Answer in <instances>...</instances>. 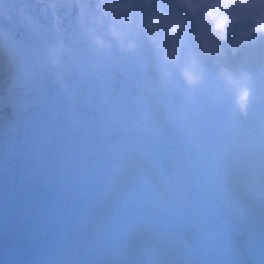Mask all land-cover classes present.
I'll return each mask as SVG.
<instances>
[{
  "label": "bare ground",
  "instance_id": "obj_1",
  "mask_svg": "<svg viewBox=\"0 0 264 264\" xmlns=\"http://www.w3.org/2000/svg\"><path fill=\"white\" fill-rule=\"evenodd\" d=\"M2 1L7 4L5 16L11 24L0 25V37L12 62L9 79L13 81L0 83L4 101L0 109V171L9 165L20 140L27 137L32 119L43 113L46 120L42 121L45 156L39 174L32 180L22 204L0 222H5L0 225V264H70L73 248L94 226L90 218L100 212V201H85L79 191V179L87 171L89 178L94 173L93 164L89 165L91 160L98 151L104 158L108 150L116 154L123 143L122 137L129 138L127 133L135 135L142 145L157 142L150 133L148 137L138 134L135 126L128 124L130 118L122 117L129 103H112L111 119L104 123L106 129H91L85 124L93 110L97 115L103 102L104 115L108 116L111 102L120 100L119 82L136 71H133L131 52L138 48L127 54L111 38L108 31L111 21L98 22L102 19L97 10L98 0H37L38 4L35 0ZM96 38L103 39L110 47H97ZM83 76L85 84L81 80ZM67 81L71 86H67ZM97 125L103 123L97 121ZM70 133L76 144L71 143ZM105 134L111 136L108 150L101 147L107 146L102 139ZM94 136L100 139L96 141ZM95 142L99 149H95ZM60 146L63 147L61 165L55 160ZM150 149V145L146 146V151L154 155ZM60 166L64 171L60 178L52 177L55 185L49 192L46 180L50 171L56 172ZM160 166L163 181H169L171 176ZM94 179L93 186L101 181ZM69 184L72 187L68 190ZM75 195L78 197L74 198ZM186 225V221H180L178 228L184 232ZM189 227L193 234H188L186 240L194 264H240L241 259L233 257L239 251L246 264H264L263 253L241 248L232 240L228 252L221 253L223 239L213 223L204 225L206 234L197 226ZM221 227L224 232L236 234L240 226L222 221ZM211 252L216 256L211 257Z\"/></svg>",
  "mask_w": 264,
  "mask_h": 264
},
{
  "label": "clouds",
  "instance_id": "obj_2",
  "mask_svg": "<svg viewBox=\"0 0 264 264\" xmlns=\"http://www.w3.org/2000/svg\"><path fill=\"white\" fill-rule=\"evenodd\" d=\"M97 10L102 18L98 22L111 21L109 34L121 48L135 50L125 30L138 25L166 64L179 62L190 26L203 58L225 56V46L235 55L247 42L264 39V0H98ZM94 43L110 47L101 38ZM181 75L190 88L198 86L203 79L199 58L193 57ZM221 76L233 89L236 108L246 113L252 97L249 74L237 78L222 69Z\"/></svg>",
  "mask_w": 264,
  "mask_h": 264
},
{
  "label": "rangeland",
  "instance_id": "obj_3",
  "mask_svg": "<svg viewBox=\"0 0 264 264\" xmlns=\"http://www.w3.org/2000/svg\"><path fill=\"white\" fill-rule=\"evenodd\" d=\"M129 31H130V33L132 32L131 33V39L133 41H135L136 48H138L137 50L131 52V55H132L131 62L133 65V71L136 70L132 74L134 81L136 79L135 84L133 85V89H132L134 92V103L137 104L136 111L141 113V115L156 114L157 110L153 108V104H154L153 99H154V95L156 92L155 90H156L158 84L157 83L156 84H150L151 81L145 75V70L143 68V63H144L143 62V51H144L143 47H144L145 42L149 39L144 34V32L139 28L138 25ZM191 31H192V28L190 26L189 32L183 37V48L184 49H187V46L189 44H193V46L197 47V45L195 44V41L192 38ZM150 44H151V46H154L151 42H150ZM139 47H141V49H139ZM255 58H256V56L252 57V65H253L254 69L259 67V65H257L258 60L262 61L261 59H255ZM216 60H217V58H216ZM247 61H248V58L243 59V68H241V70H239L240 72H243L245 69L249 70V68H248L249 64H247ZM222 65L226 66V65H224V62ZM162 66H163V69H165V72L170 71L168 66H164L163 63H162ZM226 68H227V66H226ZM135 74H136V77H135ZM154 76H155V74H154ZM157 82L161 86L162 82L160 80H157ZM157 91H158V93H157V96L155 97V99L165 98L161 94V91L159 89ZM217 98H218V96H215L213 94H210V96H208V97H201L200 95L199 96L198 95H189V96H187L186 100L187 101H198V100L210 101V100H215V99L217 100ZM1 99H0V108H2L1 106L4 105L2 102L3 100H1ZM229 101L230 100L228 98H224V102H225L226 106L229 104ZM190 111L195 115L204 114V113H200V110H198V109L190 108ZM174 115H175V113L173 111H168V114L166 116L161 115V120H166L167 123H170V127L172 129H175V127H176L174 122H173L176 118ZM212 116L216 117L215 114ZM247 119H250V121L255 122V123L258 121V118H255V117L254 118H247ZM205 120L207 121V119H205ZM228 120H229L228 124H232L234 121V120H230V119H228ZM224 122H225V120H224V118H222V120L219 119L214 124V129H213L214 132L211 135L212 139L207 140L206 144L210 147L213 146L216 149V141L217 140L226 141L227 147L229 146V150H228L227 155H225L223 158H221V160H220L221 165H218L217 163H215L214 158L213 159H202V161H201L202 179L204 180V182H207L206 184L208 185V188L210 189L211 195H213L214 200L217 202V204L219 206H222V207H225L226 204H228V202H229V197H228L226 191L224 190V184L222 183V178L224 177V171H225V169H227L228 165L232 164L230 161V157L233 156L234 153L240 152V150H238L240 147L244 148V146L242 145V143L240 141L233 139V137L228 135V133H224V132L220 133L218 131V127ZM261 125L263 126V129H264V123H262ZM99 128L101 129V125H99ZM143 128H147V124H144ZM104 129H106V127ZM185 141L188 144L184 146L182 151H183V155L185 157H189V156H191V154H187V152L189 153L191 151V149L196 150L197 147H196V144L193 142V140L187 141V139H185ZM218 154H220V153H218ZM122 157H123V164L118 167L119 168L118 173L120 176L119 177L120 179L118 180V182L121 183V187L123 189H125L128 194L134 196L139 201L145 200L144 191H148V193H152V188H150V186L152 185V180H154V178H155V171L149 165V172H145V173L140 172L136 178L129 177L128 176V166L130 165V163H129L130 156H129V154H127V155H122ZM138 159H139V162L142 161L141 157H138ZM107 164H110V162L108 161ZM221 197H223V198H221ZM226 197H227V199H226ZM155 209H157L159 211L161 210L159 206H156ZM132 214H135L137 218H140L142 216V210L139 211L137 209H133ZM131 216H132L131 213H130V215H122L121 214V219H123V221H125L126 225L130 226ZM111 220H114V221L120 223V221H117L116 216H113V218ZM158 230L160 232H162L160 235H158L155 232H152L149 234V238L143 237L144 241L148 242L149 248L153 250L156 248H161V245H162L163 250L166 246H171L172 248H174L172 243L168 240V239L171 240L174 237L172 232L165 231L162 228V226H159ZM101 233H104V231H101ZM109 235L110 234L104 233V240L103 241H105L109 237ZM99 238H100V236L98 237V239ZM147 239H149V241H147ZM160 242H161V244H160ZM89 244H91L93 247H96L97 245H99L97 242V239L94 237L93 238L91 237V241H89ZM87 248L88 249L83 253L85 255L86 254L91 255L90 248L89 247H87ZM145 252H146V254L151 255V252L149 250H145ZM81 258H82V256H80V259Z\"/></svg>",
  "mask_w": 264,
  "mask_h": 264
},
{
  "label": "water",
  "instance_id": "obj_4",
  "mask_svg": "<svg viewBox=\"0 0 264 264\" xmlns=\"http://www.w3.org/2000/svg\"><path fill=\"white\" fill-rule=\"evenodd\" d=\"M39 120V118H37V121ZM31 141L33 140V138L31 137L30 139ZM89 191H91V188H88Z\"/></svg>",
  "mask_w": 264,
  "mask_h": 264
}]
</instances>
